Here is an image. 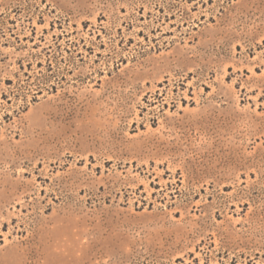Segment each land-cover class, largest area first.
Listing matches in <instances>:
<instances>
[{"label": "rangeland", "instance_id": "1", "mask_svg": "<svg viewBox=\"0 0 264 264\" xmlns=\"http://www.w3.org/2000/svg\"><path fill=\"white\" fill-rule=\"evenodd\" d=\"M0 264H264V0H0Z\"/></svg>", "mask_w": 264, "mask_h": 264}]
</instances>
